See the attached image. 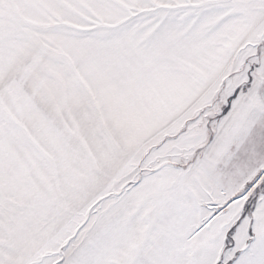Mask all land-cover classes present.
I'll return each instance as SVG.
<instances>
[{
  "label": "snow or ice",
  "instance_id": "obj_1",
  "mask_svg": "<svg viewBox=\"0 0 264 264\" xmlns=\"http://www.w3.org/2000/svg\"><path fill=\"white\" fill-rule=\"evenodd\" d=\"M0 264H264V0H0Z\"/></svg>",
  "mask_w": 264,
  "mask_h": 264
}]
</instances>
